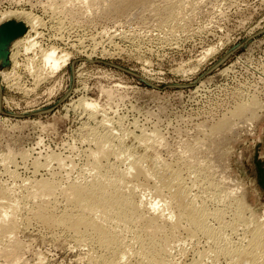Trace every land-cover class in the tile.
<instances>
[{
  "label": "rangeland",
  "instance_id": "obj_1",
  "mask_svg": "<svg viewBox=\"0 0 264 264\" xmlns=\"http://www.w3.org/2000/svg\"><path fill=\"white\" fill-rule=\"evenodd\" d=\"M73 1L0 0V27L22 23L23 36L30 32L27 40L37 42L27 53L26 38L13 41L0 56V183L11 189L15 201L34 180L46 178L67 187L74 179L88 178L94 150L89 129L105 121L122 137L124 155L144 157V165L153 169L154 156L174 165L190 158V149L204 156L206 146L200 143L210 142L211 126L228 119L238 104L256 98L264 106V0H143L121 15L119 0ZM8 11L27 12L41 24L33 30L24 18L3 19ZM53 48L58 57L68 58L54 73L42 58L43 51ZM84 102L96 104L93 116L82 110ZM258 110L257 118L253 113L242 117L247 119L243 122L232 119L238 128L229 132L223 149L217 150L220 158L214 154L212 162L218 179L240 187L239 196L260 216L264 107ZM159 171L161 181L170 183L168 173ZM179 192L174 189L176 202L187 204L185 193ZM150 194L145 195L149 201ZM58 201L64 203L60 197ZM22 207L18 219L27 223L14 239L23 248L20 244L16 262L1 258L0 264H95L90 247L77 246L70 233L34 221ZM185 235L178 234V243L183 242L174 264H190L207 248L204 238L189 237L191 241ZM231 237L237 242L236 235Z\"/></svg>",
  "mask_w": 264,
  "mask_h": 264
},
{
  "label": "bare ground",
  "instance_id": "obj_2",
  "mask_svg": "<svg viewBox=\"0 0 264 264\" xmlns=\"http://www.w3.org/2000/svg\"><path fill=\"white\" fill-rule=\"evenodd\" d=\"M67 1L70 3L69 0ZM74 1L76 2V0ZM77 1L80 4H89V0ZM142 2L143 0H119L122 6L118 9L117 15L125 13L131 5H140ZM14 17L24 18L26 24L29 23L28 25H31L33 30H36L41 24L37 17L24 11L3 13V19L9 20ZM29 33L23 36L24 33L23 38L20 36L18 37L20 39L14 40V43H17L26 38L24 40L26 43L28 41V44L24 52L26 50L27 53L37 47V42L34 39H32L33 41L27 40L31 34ZM18 54L21 55L19 52L14 55L19 57ZM42 54L44 66H48L53 73L67 65V56L58 57L54 48L43 51ZM32 63L34 62L32 61ZM256 100V98H251L247 103L238 104L233 111L229 110L231 115L228 116V119H222L211 126L209 135L203 130L207 135L206 139L210 142H198L203 139H199L197 142L206 146V148L203 147L206 154L204 153V155L202 152L204 156H201V151L197 150L195 153L192 149H188L191 146H187L188 148L185 147V150H189L193 155L189 154L190 158L183 160V163L179 161L178 164L175 161L177 164L174 165L175 163L170 164L154 156L153 169H148L144 165L146 158H133V155L130 158V155H124L121 136L117 135L113 128L109 129L105 121L100 127L89 129L88 141L90 145L94 146V150L91 151L92 153L90 152L91 155L88 154L91 160L86 172L88 178L82 177L86 180L74 179L72 181L69 178V181L72 182L67 181L70 183L66 184L67 187H62L59 181L60 186L46 178L32 180V183L26 185V195L21 199L16 198V201L13 199L14 195L11 189L0 183V245L2 247L0 260L5 258L6 262L4 263H7L8 261L16 262L18 259V253L23 245L14 239V235L21 226L24 227L27 223L25 218L21 222L18 219L20 208L23 209L22 206H26L34 221L36 220L48 228L70 233L77 246L90 247L91 251L96 253L95 258L92 255L95 264H174L175 252L181 246L182 239L180 244L177 239L181 232L188 236L185 235L186 239L192 238L193 240V238L202 237L207 243V248L203 252H198L190 264H221L220 261L223 260L227 264H264V213H258L260 216L257 215L245 203L244 198L239 196L240 187L232 188L227 182L228 178L223 179L224 181L218 179V167L214 165V161L212 162L214 154L217 156L221 154L217 150L223 149L221 148L222 143L225 142L223 140L228 139L229 132L238 128L239 122H235V124L233 120L238 118L245 121L247 119L244 118V120L242 117H245L246 114L253 115L254 111L257 112L258 109L262 111L261 109L264 107L262 102L259 103ZM81 108L84 112H88L90 117L96 111V104L84 102L81 104ZM96 114L95 116H97ZM197 142L194 144L197 145ZM156 144L157 142L155 147L158 146ZM198 146L199 144L195 148ZM148 147L150 146L148 145ZM150 149L152 148L150 147ZM194 150L196 151V149ZM189 152L187 151V153ZM201 157L203 158L200 159ZM219 158L220 156L215 157V159ZM5 161L9 162L10 158L7 156ZM161 168V172H167L170 176H167L170 183L169 180L168 184L162 182L164 179L161 181L158 176V171ZM165 175L167 174L163 176L165 177ZM62 184L64 185V183ZM174 189L181 191L179 194L185 193L182 197L188 199L184 201H187V204H178L179 200L178 203L176 202V196L173 194ZM148 190L153 197L151 194L148 196H151L153 200L149 201L146 198ZM59 197L64 203L58 201ZM36 200L39 202L35 203ZM29 204L32 205L27 208ZM23 211L24 209L21 212ZM228 214H231L230 218L227 217ZM231 235L238 237L237 242L231 240ZM97 251H100L101 254L97 255Z\"/></svg>",
  "mask_w": 264,
  "mask_h": 264
},
{
  "label": "water",
  "instance_id": "obj_3",
  "mask_svg": "<svg viewBox=\"0 0 264 264\" xmlns=\"http://www.w3.org/2000/svg\"><path fill=\"white\" fill-rule=\"evenodd\" d=\"M25 32L26 27L22 23L9 21L3 24L2 27H0V56H2L3 50L6 49L11 42L22 36Z\"/></svg>",
  "mask_w": 264,
  "mask_h": 264
}]
</instances>
